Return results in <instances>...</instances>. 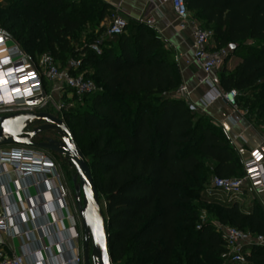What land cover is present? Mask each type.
Returning <instances> with one entry per match:
<instances>
[{"label": "trees", "instance_id": "1", "mask_svg": "<svg viewBox=\"0 0 264 264\" xmlns=\"http://www.w3.org/2000/svg\"><path fill=\"white\" fill-rule=\"evenodd\" d=\"M109 8L102 0H13L0 6V27L24 53L50 54L63 66L80 60L71 72L102 87L88 95L90 108L63 116L103 201L112 264H223L217 223L264 236V212L207 196L213 177L244 175L240 156L222 128L177 94V57L151 26L129 23L102 39L101 53L92 43L73 47L86 25L104 32ZM188 8L212 31L215 49L230 50L224 65L241 56L221 72L219 88L236 90L238 108L264 130V0H188ZM201 209L210 214L204 223ZM246 260L264 264V244Z\"/></svg>", "mask_w": 264, "mask_h": 264}, {"label": "crops", "instance_id": "2", "mask_svg": "<svg viewBox=\"0 0 264 264\" xmlns=\"http://www.w3.org/2000/svg\"><path fill=\"white\" fill-rule=\"evenodd\" d=\"M102 1L110 6L101 23V26L106 28L116 14L125 15L130 24L138 22L139 19L152 20L150 26L177 57L183 78L181 87L186 88L184 93L178 91L177 94L189 105L196 106L197 112L211 118L228 134L240 156L244 173V162L256 150L263 154L264 170L263 128L255 120H250L245 110L235 108L223 99L207 102L208 96L213 92L207 84L199 82V79L204 77V73L191 62L193 42L191 29L183 31L178 29L171 2L166 0ZM190 12L191 15L194 14L193 11ZM215 46L216 43L212 40L209 47L215 49ZM240 60L239 55L231 56L226 65H222L212 73L211 78L219 86L221 72L224 69L234 70ZM38 179L39 177H31L23 180L10 165H0V208L6 202L10 204L14 212L12 217L14 233H22L24 230L28 232L26 236L21 234L14 237L8 236V251L26 254L27 264H77L76 257H83V228L80 217L78 218L75 213V205L70 197L66 207L59 199L50 201L48 188L37 185ZM58 183L64 184L60 176ZM207 196L229 202V197L222 192H207ZM236 203L243 210L264 212V190L259 192L247 187ZM223 264L242 263H234L231 259H226Z\"/></svg>", "mask_w": 264, "mask_h": 264}, {"label": "built area", "instance_id": "3", "mask_svg": "<svg viewBox=\"0 0 264 264\" xmlns=\"http://www.w3.org/2000/svg\"><path fill=\"white\" fill-rule=\"evenodd\" d=\"M170 1L173 10L176 14L177 27L183 31L191 29L192 42V63L196 64L204 73V77L199 79L201 84H207L213 92L208 96L207 102L211 103L218 99H223L233 107L237 108L238 92L236 90L223 91L211 78L212 73L224 65L226 58L229 55V49H211L209 47L213 33L211 30L202 26L191 15L188 8V0H166ZM138 22L152 25V20L139 19ZM129 21L125 15L116 14L110 25L106 29V35L114 37L123 34ZM1 50L6 53L5 56H0V70L3 72V77L7 79L9 95L6 97L3 93V88L0 85V102L5 107H28L25 103L35 99L33 102H40L34 96L40 94L43 87V76L39 75L32 65L27 62L26 54L18 45L6 46V41L3 35L0 34ZM102 39H98L92 45V48L101 53L100 44ZM3 44V45H2ZM20 61L18 64L16 62ZM68 69L60 71L55 64L54 58L50 54H45L41 57V66L47 69V80H55L64 83L76 96L84 97L93 93L102 91L92 79L85 77L84 74L74 75L71 70H77L81 66V61L71 59L68 62ZM21 90L19 93H13L16 90ZM185 87H181L179 92L184 93ZM9 101V102H8ZM192 110L197 111V107L190 105ZM65 105L57 107L56 115L59 116ZM54 114V113H53ZM62 117V116H60ZM63 118V117H62ZM263 154L256 150L251 157L244 162L245 173L242 177L223 178L215 176L212 179V188L214 191L222 192L229 198V202L238 201V198L243 195L245 188L252 190H264V170L262 167ZM10 165L12 170L18 173L21 179H29L31 177H39L37 185H44L48 188L47 193L50 195V201L59 199L64 202V206L68 205L69 192L66 188L58 183L59 175L56 173L55 163L43 152V149L36 147H27L21 145H13L12 149H0V165ZM210 193L211 190L208 189ZM13 210L8 202L4 203L0 208V264H27L26 254L10 253L8 251V236L27 235V231L22 233H14L12 217ZM59 221H61L59 219ZM217 230L220 232L224 240L228 252L223 255V258L231 259L234 263H247L246 251L255 245L264 244V236L253 234L250 231H245L240 228L217 223ZM78 237V236H76ZM77 264H84L83 257H76Z\"/></svg>", "mask_w": 264, "mask_h": 264}, {"label": "water", "instance_id": "4", "mask_svg": "<svg viewBox=\"0 0 264 264\" xmlns=\"http://www.w3.org/2000/svg\"><path fill=\"white\" fill-rule=\"evenodd\" d=\"M237 46L235 43L231 44L230 49L234 51ZM21 118L30 119L28 126L34 121L43 123L22 132L7 124L8 121ZM47 131L56 132L58 137L42 136L38 139ZM5 145L36 147L69 159L76 169V175L73 177L74 199L83 228L84 264H112L110 235L103 201L91 167L65 120L49 111L16 112L2 116L0 147Z\"/></svg>", "mask_w": 264, "mask_h": 264}, {"label": "rangeland", "instance_id": "5", "mask_svg": "<svg viewBox=\"0 0 264 264\" xmlns=\"http://www.w3.org/2000/svg\"><path fill=\"white\" fill-rule=\"evenodd\" d=\"M13 0H0V6L4 7L5 5H7L8 3L12 2ZM192 15L194 16V14L192 13ZM195 18V17H194ZM198 22L201 23V21L198 18H195ZM104 32L102 34L98 33L97 30H93L92 25H86L82 28L81 31L78 32V34L76 35V37L73 40V47H75L76 49L81 50L82 48L86 47L87 45L91 44V48L92 45L94 44V42L98 39H107L108 36L105 34L106 32V27L103 26ZM0 34L3 35L4 39L7 40L6 41V46L10 47L13 45H17L16 42L13 40V36L10 32H8L6 29H3L0 27ZM102 37V38H99ZM3 45V44H2ZM2 46H0V49ZM93 49V48H92ZM26 57H27V62L29 63V65H32V67L34 68V70L41 76H43V87H42V91L41 93L36 97L37 100H39V104L35 107H5V106H1L4 103L0 102V117L2 116H7V115H11L14 114L16 112H27V111H33V112H40V111H49L51 113L56 114L55 112H57V107L59 105H65V108L59 113V116H63V112L67 109H71V108H76L80 111H85L88 108H90V101L91 98L86 95L84 97H78L76 96L68 87L65 86L64 83H61L59 81H53V80H47L46 78V73H47V69L44 66H41V57H37L36 55H33L32 52L26 51ZM6 53H4V50H0V56H5ZM1 61V60H0ZM20 61L22 60H18L16 62V64H18ZM0 64H2V62H0ZM56 66L59 68L60 71H64L68 69V65H64L60 62V61H55ZM20 65V64H18ZM1 71V70H0ZM2 72V71H1ZM1 76V75H0ZM5 81V79H3V76L1 78V81ZM0 81V82H1ZM6 82V81H5ZM100 87V86H99ZM3 88V87H2ZM3 93L4 95H6V97L9 95L8 91L5 90V88L3 89ZM43 122L41 121H34L32 122L27 128L26 130H31L33 129V127L38 126L40 124H42ZM76 132V130L74 131ZM42 136H48V137H58L56 132L53 131H47L44 134L40 135L38 137V139H41ZM13 145H5V146H1L0 149L1 150H7V149H12ZM43 152L55 163L56 166V173L63 178V187L66 188L69 192V197L72 199L73 201V205H75V213L77 215V217L79 218V214H78V209L76 206V202L74 199V183H73V177L76 175V169L75 167L71 164V162L69 161V159L64 158L60 155H57L53 152L47 151V150H43ZM64 172V174H63ZM209 190H211V192L214 191V189L212 188V180L210 181L209 185H208ZM198 204V202H196ZM200 215H201V223L206 222L207 220L210 219V214L208 212L207 209H201L200 211ZM80 219V218H79ZM177 258L181 257L180 253L177 254L176 256ZM182 259V258H180Z\"/></svg>", "mask_w": 264, "mask_h": 264}, {"label": "bare ground", "instance_id": "6", "mask_svg": "<svg viewBox=\"0 0 264 264\" xmlns=\"http://www.w3.org/2000/svg\"><path fill=\"white\" fill-rule=\"evenodd\" d=\"M0 42H1V40H0ZM1 50V49H0ZM3 74V72H1L0 71V81H1V78H2V75ZM3 79H5L4 77H3ZM6 81V82H5ZM5 81L3 80V81H1L0 82V85H1V87H3V89L5 88V90H7V91H9V88H8V85H7V83H8V81H7V79H5ZM10 92V91H9ZM19 92H21V90H16V91H14L13 93H19ZM39 94H35L34 96L35 97H37ZM35 99H33V100H30L29 102H27V103H25L26 105H30L31 107H35V106H37L38 104H39V102H33ZM9 102V101H8ZM1 107V106H0ZM30 121V119H25V118H21V119H15V120H12V121H8L7 122V124L8 125H11V126H13V127H15V129L17 130V131H19V132H22V131H24L27 127H28V125H27V123Z\"/></svg>", "mask_w": 264, "mask_h": 264}]
</instances>
